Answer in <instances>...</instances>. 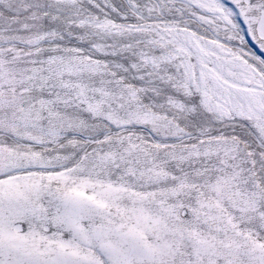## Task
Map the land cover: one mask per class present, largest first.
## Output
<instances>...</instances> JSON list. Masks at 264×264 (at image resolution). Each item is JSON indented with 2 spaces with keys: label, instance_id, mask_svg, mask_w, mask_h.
Returning a JSON list of instances; mask_svg holds the SVG:
<instances>
[{
  "label": "snow or ice",
  "instance_id": "snow-or-ice-1",
  "mask_svg": "<svg viewBox=\"0 0 264 264\" xmlns=\"http://www.w3.org/2000/svg\"><path fill=\"white\" fill-rule=\"evenodd\" d=\"M0 264H264V0H0Z\"/></svg>",
  "mask_w": 264,
  "mask_h": 264
}]
</instances>
